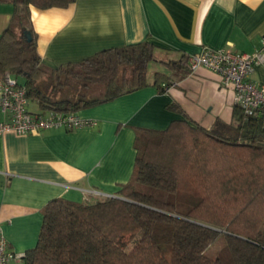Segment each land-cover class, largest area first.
<instances>
[{
	"label": "trees",
	"instance_id": "trees-1",
	"mask_svg": "<svg viewBox=\"0 0 264 264\" xmlns=\"http://www.w3.org/2000/svg\"><path fill=\"white\" fill-rule=\"evenodd\" d=\"M8 1L13 12L0 32V74L21 75L28 100L43 110L76 112L149 84L163 92L172 77L160 69L150 82L155 60L178 76L189 68L184 54L157 58L163 47L149 40L46 66L36 52L30 6L64 7L74 0ZM165 106L182 116L163 128L134 127L132 172L114 196H61L44 204L25 264H264L261 114L235 103L231 122L217 118L206 128L174 100ZM217 240L216 252L208 254Z\"/></svg>",
	"mask_w": 264,
	"mask_h": 264
},
{
	"label": "crops",
	"instance_id": "crops-1",
	"mask_svg": "<svg viewBox=\"0 0 264 264\" xmlns=\"http://www.w3.org/2000/svg\"><path fill=\"white\" fill-rule=\"evenodd\" d=\"M12 12V3L0 0V32ZM30 17L40 62L52 68L143 40L163 47L157 58L164 59L204 46L251 52L264 34V0H74L64 7L31 5ZM160 69L172 77L165 91L149 84L76 111L95 119L93 125L0 134V223L9 249L24 253L35 244L49 199L115 195L132 172L134 127L163 128L181 117L165 106L170 101L206 128L217 118L232 121L235 94L220 85L216 71L184 67L178 76L155 60L148 67L150 82ZM250 78L264 83V60ZM27 108L45 111L35 100ZM5 117L0 111V120Z\"/></svg>",
	"mask_w": 264,
	"mask_h": 264
},
{
	"label": "built area",
	"instance_id": "built-area-1",
	"mask_svg": "<svg viewBox=\"0 0 264 264\" xmlns=\"http://www.w3.org/2000/svg\"><path fill=\"white\" fill-rule=\"evenodd\" d=\"M262 60L264 34L260 36V46L251 52L235 51L228 47L204 46L199 51L187 55L190 71L199 66L216 71L220 77V85L233 90L235 103L247 114L259 112L264 122V83L250 78L254 66ZM28 101L25 86L9 71L1 73L0 111L6 117L0 120V134L8 130L20 134L37 133L45 128L71 129L96 123L95 119L84 118L75 111L47 109L42 112H31L27 108ZM23 255V252L9 249L0 223V264H16Z\"/></svg>",
	"mask_w": 264,
	"mask_h": 264
},
{
	"label": "rangeland",
	"instance_id": "rangeland-1",
	"mask_svg": "<svg viewBox=\"0 0 264 264\" xmlns=\"http://www.w3.org/2000/svg\"><path fill=\"white\" fill-rule=\"evenodd\" d=\"M18 78H19V80H20L21 82L23 81V77H22L21 75H19ZM30 103H33V102L30 101ZM30 103H29V104H30ZM219 244H220L219 240L215 241L211 246H209V247L207 248L206 252H207L208 254H214V253L216 252L217 248L219 247ZM17 264H25V263H24L23 260H21V261L17 262Z\"/></svg>",
	"mask_w": 264,
	"mask_h": 264
},
{
	"label": "water",
	"instance_id": "water-1",
	"mask_svg": "<svg viewBox=\"0 0 264 264\" xmlns=\"http://www.w3.org/2000/svg\"><path fill=\"white\" fill-rule=\"evenodd\" d=\"M24 34L26 35V39H27V41H30L31 40V33H30V31L29 30H25L24 31ZM114 196V195H113Z\"/></svg>",
	"mask_w": 264,
	"mask_h": 264
}]
</instances>
